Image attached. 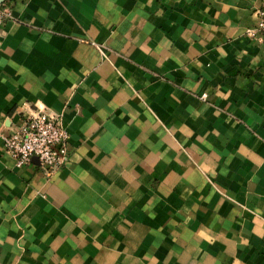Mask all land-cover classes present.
Returning <instances> with one entry per match:
<instances>
[{
	"label": "crops",
	"instance_id": "crops-1",
	"mask_svg": "<svg viewBox=\"0 0 264 264\" xmlns=\"http://www.w3.org/2000/svg\"><path fill=\"white\" fill-rule=\"evenodd\" d=\"M262 0H1L0 264H264ZM63 162L16 166L21 110Z\"/></svg>",
	"mask_w": 264,
	"mask_h": 264
},
{
	"label": "built area",
	"instance_id": "built-area-1",
	"mask_svg": "<svg viewBox=\"0 0 264 264\" xmlns=\"http://www.w3.org/2000/svg\"><path fill=\"white\" fill-rule=\"evenodd\" d=\"M9 8L0 1V26L11 18ZM247 33L264 37V0L255 11V21ZM67 131L56 114L44 109L21 110L20 119L3 135V146L14 158L16 166L30 162L32 157L44 170L60 165L67 153Z\"/></svg>",
	"mask_w": 264,
	"mask_h": 264
},
{
	"label": "water",
	"instance_id": "water-1",
	"mask_svg": "<svg viewBox=\"0 0 264 264\" xmlns=\"http://www.w3.org/2000/svg\"><path fill=\"white\" fill-rule=\"evenodd\" d=\"M1 1V0H0ZM33 159H35L37 161V159L35 157H32Z\"/></svg>",
	"mask_w": 264,
	"mask_h": 264
}]
</instances>
